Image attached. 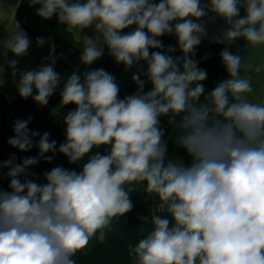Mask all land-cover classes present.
Returning <instances> with one entry per match:
<instances>
[{"label":"clouds","instance_id":"obj_1","mask_svg":"<svg viewBox=\"0 0 264 264\" xmlns=\"http://www.w3.org/2000/svg\"><path fill=\"white\" fill-rule=\"evenodd\" d=\"M28 4L39 5L35 14L42 20L55 16L76 33L82 48L65 80L55 70L54 47L46 63L21 70L19 60L32 44L28 34L18 26L0 40L20 98L43 108L59 90L56 109L74 105L64 114L59 147L49 132L29 127L31 117L13 122L8 145L38 154L0 160V176L9 179L8 190L0 188V264H77L93 239L104 241L113 220L133 209L130 194L141 183L166 215L153 214L151 230L128 244L132 264H264V101L250 99L253 84L245 75L264 71V63L245 60L249 49L264 48V0ZM218 21L223 25L210 36L209 25ZM165 35L176 45L165 49ZM204 39L225 45L219 55L229 78L211 91L202 83L206 70L193 58ZM240 39L243 55L229 50ZM177 49L181 55H172ZM105 50L125 70L140 66L131 76L134 93L121 98L116 78L91 67ZM166 133L185 150L187 163L168 155ZM102 147L106 153L93 152ZM57 152L70 164L83 161L81 170L56 166L43 173L44 183L29 178L32 167L42 158L51 163Z\"/></svg>","mask_w":264,"mask_h":264},{"label":"trees","instance_id":"obj_2","mask_svg":"<svg viewBox=\"0 0 264 264\" xmlns=\"http://www.w3.org/2000/svg\"><path fill=\"white\" fill-rule=\"evenodd\" d=\"M158 1L159 0H156V2ZM38 7L39 5L29 7L28 0H22L18 9V16L29 20L24 26L35 40L38 37L53 38L55 42L56 56L59 57L58 62L55 65V70L66 80L74 67L79 64L81 48L63 35L61 29L64 26L58 23L55 16L51 20H42L38 17L35 14ZM126 30L131 31L132 29L129 28ZM160 39L162 40L165 49L169 45L175 46L177 43L174 36L165 35ZM224 47L225 45L210 43L207 40H203L196 49V55L193 58L199 61L198 66L201 69L206 70L207 79L203 81V83L207 86H209L213 79L217 77L228 76L219 55ZM229 50L231 51L230 48ZM150 51H155V49ZM172 55L179 56L181 55V52L177 49ZM205 57L207 58L205 59ZM91 67L95 69L94 64ZM124 68L123 64H117L114 58L111 57L104 69L111 73L118 83V76ZM124 96L125 95L120 89V97L124 98ZM59 103V90H57V92L50 98L48 105L43 108L34 103L31 98L25 100L18 96L14 100L9 101L0 91V160H6L14 153L19 162L24 157L36 156L38 154L36 148L31 149L29 152H19L17 149L8 145L7 141L9 137L13 135L12 126L16 119L24 120L31 117L32 120L29 127L33 130H38L39 132H45L49 125L53 124L54 129L50 136V140H55L57 142V147H59V145L63 143L65 131L63 117L64 114H66V112H62L61 114L55 113V109ZM56 154L59 153L57 152ZM46 155H52V153H47ZM168 155L177 159L183 155V151L179 148L168 146ZM183 162L187 163L188 160H184ZM56 166L62 165L55 162L54 159L51 163H46L42 158L36 166L29 170L30 172L35 173V176H30L29 178L38 183H44L43 173ZM134 188L135 191L130 194V199L134 205L133 209L124 217L117 218V223L127 229H133L144 223L145 221L140 219L142 217L148 216L147 221H150L151 216L153 215V209L159 202V198L155 194H149L146 192V184H137ZM94 240L96 239H93L92 241Z\"/></svg>","mask_w":264,"mask_h":264},{"label":"crops","instance_id":"obj_3","mask_svg":"<svg viewBox=\"0 0 264 264\" xmlns=\"http://www.w3.org/2000/svg\"><path fill=\"white\" fill-rule=\"evenodd\" d=\"M22 0H0V40L5 39L9 34L14 32L19 26L20 29L24 30L30 40L32 41L31 47L28 50V55L26 57L20 58L18 67L21 70H30L38 68L42 63H46V57H49V53L52 51V47L55 48V42L52 37H46L47 43L43 47H37L35 43V39L28 32L24 24L28 23L27 19H23V17L18 16V9ZM159 2V1H158ZM243 9H241V15H243ZM223 25V21H218L214 25H209V35L211 36L217 28ZM63 35L70 39L73 43H75L79 48H82V45L78 42L76 33H68L64 30V27L61 29ZM87 35H92L91 29H86L85 33ZM209 41V39H204ZM246 42L243 39H240L233 43L230 46L231 52L243 55L246 51L245 49ZM54 55L56 56V52L54 51ZM57 57V56H56ZM8 59L13 58L11 53L8 54ZM111 56L107 54V50H105L104 56L98 60V65L101 67L108 63ZM251 59L256 64L264 63V48H254L249 49L245 54V60ZM58 62V60H57ZM94 63V67L96 63ZM0 64L4 65L5 71L2 74V80H0V91L6 97L7 100L12 101L16 97H18V93L16 91V87L13 83V77L11 75V69L7 67L4 62V58L0 56ZM57 64V63H56ZM98 66V67H99ZM105 68V67H104ZM140 66L133 67L130 70H125V68L120 72L118 76V84L124 95H130L136 91L137 85L132 82L131 76L135 73ZM146 71V66L144 69ZM3 71V67L0 66V72ZM251 77L253 84V93L250 94V99L254 102L264 101V71L257 74L255 72L246 73ZM142 79H146V77L142 76ZM229 78L226 77H217L213 79L209 86L205 85V89L207 91H211L216 84L219 82ZM151 84L146 83L145 91L150 90ZM203 99V97H201ZM162 126L168 129V132H171L172 129L167 123V118H162ZM165 139H168V146L176 147L172 139H169L166 133ZM63 142H65V135L63 138ZM186 155L184 149L179 148ZM99 151L100 153H106L107 149H93V152ZM87 157H85V160ZM188 160V159H187ZM54 161L58 164L64 166L69 170H75L79 172L81 170V164H70L68 162L67 157L62 154H56ZM18 162V161H17ZM9 179L7 176H0V188L4 190H8ZM164 216V215H161ZM152 224L150 221H145L141 225L133 228L127 229L122 225L117 223V219H114L112 222V226L110 230L107 231L104 241L94 240L92 241L88 247L79 253L76 256L77 264H132V260L128 254V244L132 243L135 245L139 239H141L144 235L147 234L149 230H151Z\"/></svg>","mask_w":264,"mask_h":264},{"label":"rangeland","instance_id":"obj_4","mask_svg":"<svg viewBox=\"0 0 264 264\" xmlns=\"http://www.w3.org/2000/svg\"><path fill=\"white\" fill-rule=\"evenodd\" d=\"M28 20V19H27ZM28 22H29V20H28ZM125 32H127V30L125 29L124 30ZM97 62V61H96ZM99 63L97 62L96 63V66H95V69H98V68H104L106 65L104 64L102 67H101V65L99 66L98 65ZM99 66V67H98ZM74 108V105H67V106H65L63 109H60V110H58V109H55V113L56 114H61L62 112H67V111H69V110H71V109H73ZM53 129H54V125L53 124H50L49 125V127H48V129L45 131V132H49L50 133V136H51V134H52V132H53ZM41 134H43L44 132H40ZM37 140H38V138H37ZM178 160H182V161H184V160H187L188 158H187V155H185L184 153H183V155L181 156V157H179V158H177Z\"/></svg>","mask_w":264,"mask_h":264},{"label":"built area","instance_id":"obj_5","mask_svg":"<svg viewBox=\"0 0 264 264\" xmlns=\"http://www.w3.org/2000/svg\"><path fill=\"white\" fill-rule=\"evenodd\" d=\"M152 213L156 215H166V213L160 208V201L155 205Z\"/></svg>","mask_w":264,"mask_h":264}]
</instances>
